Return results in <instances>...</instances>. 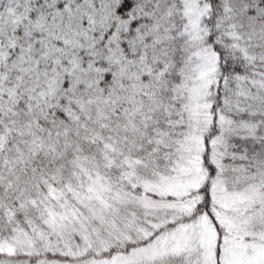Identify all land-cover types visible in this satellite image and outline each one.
<instances>
[{
    "label": "snow or ice",
    "instance_id": "6c2138e0",
    "mask_svg": "<svg viewBox=\"0 0 264 264\" xmlns=\"http://www.w3.org/2000/svg\"><path fill=\"white\" fill-rule=\"evenodd\" d=\"M28 80L59 85L61 105L121 98L117 117L135 97L137 169L183 165L196 184L145 193L159 202L149 206L117 171L97 205L99 236L89 227L71 247L0 249V264H264V0H0V99Z\"/></svg>",
    "mask_w": 264,
    "mask_h": 264
},
{
    "label": "trees",
    "instance_id": "16d2710c",
    "mask_svg": "<svg viewBox=\"0 0 264 264\" xmlns=\"http://www.w3.org/2000/svg\"><path fill=\"white\" fill-rule=\"evenodd\" d=\"M26 83L0 99V243L12 247L14 231L39 230L58 204L79 207L76 199L91 192L94 178L115 186L117 171L124 177L123 166L139 162L134 157L145 135L142 102L131 95L129 112L117 117L121 98L78 97L61 105L59 85ZM57 106L64 114L53 120L49 108Z\"/></svg>",
    "mask_w": 264,
    "mask_h": 264
},
{
    "label": "rangeland",
    "instance_id": "374dc122",
    "mask_svg": "<svg viewBox=\"0 0 264 264\" xmlns=\"http://www.w3.org/2000/svg\"><path fill=\"white\" fill-rule=\"evenodd\" d=\"M183 147L186 152H191L197 148V144L194 139H189ZM138 163L135 161L128 163V172L124 173V178L129 183L134 181L144 189V192L139 194L138 203L153 206L159 202L153 201L152 197L145 195V193H155L159 196H181L186 195L188 189L196 184L194 178L192 180L188 178L191 168H185L183 165H178L179 171L175 175L157 173L153 176L150 172H147V175L141 174L136 167ZM89 187L90 193L86 190L81 195V198L76 199L79 207L71 206L68 202L58 204L56 208L49 210L39 230L31 232L16 230L10 239L12 241L11 245L14 247L0 243V249L6 252L32 249L55 250L59 244H66L71 247L74 246V242L70 243L71 234L74 232L84 233L89 227L93 228L96 235L99 236L101 225L93 224L94 220L101 218V208L97 205L104 203L101 200V196L107 197L114 186L97 177L91 181ZM123 190V188H120L116 195L117 198L127 202V197L119 196V193L123 192ZM105 223L107 221L102 220V224ZM112 227H115V225H112ZM208 228L212 231L210 222L208 223ZM212 235L214 237V232H212Z\"/></svg>",
    "mask_w": 264,
    "mask_h": 264
}]
</instances>
